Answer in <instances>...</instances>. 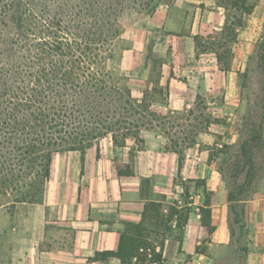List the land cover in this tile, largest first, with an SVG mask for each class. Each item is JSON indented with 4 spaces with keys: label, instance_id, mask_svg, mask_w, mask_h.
Wrapping results in <instances>:
<instances>
[{
    "label": "trees",
    "instance_id": "obj_1",
    "mask_svg": "<svg viewBox=\"0 0 264 264\" xmlns=\"http://www.w3.org/2000/svg\"><path fill=\"white\" fill-rule=\"evenodd\" d=\"M149 2L0 0V210L43 203L57 154L85 153L93 141L109 135L115 145L143 148L140 133L147 127L139 108L145 101L120 85L118 67L124 57L122 20L146 10ZM221 3L226 10L221 31L193 38L196 59L212 55L218 70L227 73L232 71V45L255 4ZM116 167L120 176L133 175L130 165ZM211 196L206 190L200 207L201 229L208 235L215 231ZM229 198L235 200L231 194ZM190 213L186 205L165 211L163 203H148L139 223L125 224L117 251L97 253L95 258L163 264L165 241L156 244L150 239L148 222L166 226L159 235L174 223L182 231ZM197 253L203 252L197 248Z\"/></svg>",
    "mask_w": 264,
    "mask_h": 264
},
{
    "label": "rangeland",
    "instance_id": "obj_2",
    "mask_svg": "<svg viewBox=\"0 0 264 264\" xmlns=\"http://www.w3.org/2000/svg\"><path fill=\"white\" fill-rule=\"evenodd\" d=\"M203 1L150 0L146 10L127 14L122 20L124 57L119 61L118 82L124 88H131L134 98L145 101L139 108L147 127L141 130V137L163 135L166 149L181 152L182 160L184 150L198 144L196 149L206 151L209 165L217 167V161L222 163L218 170L226 177L235 200L259 197L264 195V23L254 30L245 17V25L232 45V77L240 88L231 95V100H226L224 93L219 96L220 101L207 105L201 97H195V103L190 106L169 109L165 87L158 84V80L161 81L159 73L161 76L163 73L162 63L170 58L179 63L173 53L191 49L188 38L193 34L195 17L205 5ZM249 1L257 4L259 0ZM184 63L181 62L182 67ZM172 76L187 78L178 71ZM212 79L216 76L212 75ZM107 137L93 141V147L104 150L109 144ZM75 152L84 154L69 151L60 155H67L72 165L77 157ZM58 155H55L56 171L61 159ZM176 183L182 187H169L181 199L175 206L184 205L189 201L193 184L183 182L180 177L175 178ZM53 184L50 196L47 185L43 203L19 204L0 210V264H77V259L84 257L81 254L83 244L77 243L76 229L57 219V208L48 205L59 195L57 185ZM235 205L236 211H244L242 204ZM236 222L238 226L233 228V237L241 241L239 249L246 252L248 242L261 236V232L247 228L248 222H243L240 215ZM147 227L150 239L156 244L168 235L181 237L179 230L159 235L166 226L156 227L148 222ZM207 236L200 246V251L206 253Z\"/></svg>",
    "mask_w": 264,
    "mask_h": 264
},
{
    "label": "crops",
    "instance_id": "obj_3",
    "mask_svg": "<svg viewBox=\"0 0 264 264\" xmlns=\"http://www.w3.org/2000/svg\"><path fill=\"white\" fill-rule=\"evenodd\" d=\"M203 2L205 5L195 17L193 34L188 38L191 49L187 52L182 49L175 51L173 55L179 63L170 58L162 66L160 85L168 90L166 100L169 109L190 106L195 103V97H201L207 105L220 101L219 96L224 93L226 100H231V95L240 88L232 77L234 73L218 70L212 55L196 59L193 37L218 33L226 21V10L221 0ZM248 21L254 30L264 23V0L255 4ZM181 62H185V66L182 67ZM177 71L186 76V80L174 78L172 74ZM212 75L216 76L215 80ZM214 113L218 111L214 110ZM107 138L109 144L102 151L92 147L84 154L75 152L77 157L72 165L67 155L57 156L61 158L57 171L56 156L52 162L48 194L50 196L55 183L59 195L55 202L48 205L57 208V219L76 229L77 243L79 246L83 244L81 254L84 256L77 259V264H121L116 257L106 260L95 257L104 251H117L125 224L139 223L146 204L163 203L169 209L170 204L181 203L180 196L169 189L170 186L182 187L179 183L175 184V178L179 177L183 182L193 184L189 201L184 204L191 213L182 231L175 223L172 225L169 233L179 230L181 237H166L163 264H264V195L231 201L227 179L218 170L222 163L217 161V167L209 165L206 151L196 149L198 144L186 148L181 160L178 152L166 149L164 136L158 133L143 135L145 143L140 150L135 144L119 146L114 144L111 136ZM119 163L130 165L133 175L120 176L116 167ZM206 190L212 193L211 213L215 231L207 236L208 253H197L206 236L201 229L200 212L205 203ZM235 204H242L244 211H236ZM257 208L262 211H253ZM238 215L243 222H248L247 228L261 232V236L247 241L246 252L239 249L241 241L232 233L233 228L238 226Z\"/></svg>",
    "mask_w": 264,
    "mask_h": 264
}]
</instances>
